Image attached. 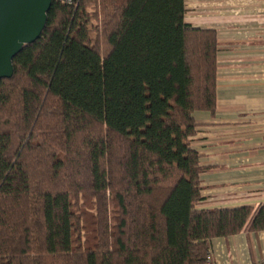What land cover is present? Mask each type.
<instances>
[{
	"label": "trees",
	"instance_id": "obj_1",
	"mask_svg": "<svg viewBox=\"0 0 264 264\" xmlns=\"http://www.w3.org/2000/svg\"><path fill=\"white\" fill-rule=\"evenodd\" d=\"M186 0H53L0 80V264H205L264 203L201 208L216 29Z\"/></svg>",
	"mask_w": 264,
	"mask_h": 264
},
{
	"label": "crops",
	"instance_id": "obj_2",
	"mask_svg": "<svg viewBox=\"0 0 264 264\" xmlns=\"http://www.w3.org/2000/svg\"><path fill=\"white\" fill-rule=\"evenodd\" d=\"M186 22L217 30L215 114L197 111L201 208L264 203V0H186ZM214 264H261L264 231L211 242Z\"/></svg>",
	"mask_w": 264,
	"mask_h": 264
},
{
	"label": "water",
	"instance_id": "obj_3",
	"mask_svg": "<svg viewBox=\"0 0 264 264\" xmlns=\"http://www.w3.org/2000/svg\"><path fill=\"white\" fill-rule=\"evenodd\" d=\"M53 0H0V80L14 75V58L44 31Z\"/></svg>",
	"mask_w": 264,
	"mask_h": 264
},
{
	"label": "built area",
	"instance_id": "obj_4",
	"mask_svg": "<svg viewBox=\"0 0 264 264\" xmlns=\"http://www.w3.org/2000/svg\"><path fill=\"white\" fill-rule=\"evenodd\" d=\"M205 264H214V259H213V256H212V254H211V253L208 255V258H207V260H206V263H205ZM261 264H264V262H263V263H261Z\"/></svg>",
	"mask_w": 264,
	"mask_h": 264
}]
</instances>
